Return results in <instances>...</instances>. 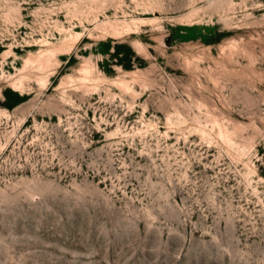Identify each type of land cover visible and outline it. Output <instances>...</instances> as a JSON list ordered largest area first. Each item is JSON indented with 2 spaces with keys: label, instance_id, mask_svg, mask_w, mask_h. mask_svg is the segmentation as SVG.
Returning <instances> with one entry per match:
<instances>
[{
  "label": "rangeland",
  "instance_id": "374dc122",
  "mask_svg": "<svg viewBox=\"0 0 264 264\" xmlns=\"http://www.w3.org/2000/svg\"><path fill=\"white\" fill-rule=\"evenodd\" d=\"M0 264H264V0H0Z\"/></svg>",
  "mask_w": 264,
  "mask_h": 264
},
{
  "label": "trees",
  "instance_id": "16d2710c",
  "mask_svg": "<svg viewBox=\"0 0 264 264\" xmlns=\"http://www.w3.org/2000/svg\"><path fill=\"white\" fill-rule=\"evenodd\" d=\"M115 52L117 53L118 51H117V49L115 50ZM121 57H118V59H120Z\"/></svg>",
  "mask_w": 264,
  "mask_h": 264
}]
</instances>
